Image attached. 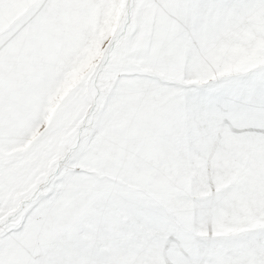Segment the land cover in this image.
Masks as SVG:
<instances>
[{
	"label": "snow or ice",
	"instance_id": "obj_1",
	"mask_svg": "<svg viewBox=\"0 0 264 264\" xmlns=\"http://www.w3.org/2000/svg\"><path fill=\"white\" fill-rule=\"evenodd\" d=\"M0 264H264V0H0Z\"/></svg>",
	"mask_w": 264,
	"mask_h": 264
}]
</instances>
